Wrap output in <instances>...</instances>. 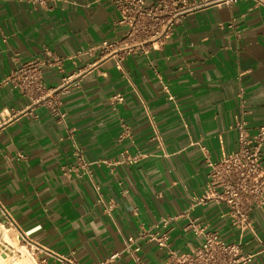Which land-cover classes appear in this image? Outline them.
I'll list each match as a JSON object with an SVG mask.
<instances>
[{
    "label": "crops",
    "instance_id": "obj_1",
    "mask_svg": "<svg viewBox=\"0 0 264 264\" xmlns=\"http://www.w3.org/2000/svg\"><path fill=\"white\" fill-rule=\"evenodd\" d=\"M118 21L106 1L0 0V222L29 233L44 264H134L126 241L141 232L143 264L188 254L205 233L227 243L241 237L225 204L190 203L207 187L208 162L236 150L242 110L251 130L264 124V7L200 6L163 44L134 50L121 65L67 59L123 38ZM34 61L53 63L41 69L39 102L6 81ZM164 219L168 249L150 240L166 231L156 227ZM251 221L243 253L264 264V207ZM14 231L6 235L21 244Z\"/></svg>",
    "mask_w": 264,
    "mask_h": 264
},
{
    "label": "built area",
    "instance_id": "obj_2",
    "mask_svg": "<svg viewBox=\"0 0 264 264\" xmlns=\"http://www.w3.org/2000/svg\"><path fill=\"white\" fill-rule=\"evenodd\" d=\"M106 1L112 5L119 14L118 25L125 28L123 38L120 40L104 41L99 45L91 46L87 50L77 51L68 60H77L84 56L96 58V62L117 58L121 65L124 55L134 50H140L143 46H152L155 43L163 44L170 35L172 26L183 15L204 5H211L221 1L232 0H157L154 5H148L146 0H94ZM256 4L264 7V0H254ZM147 53V52H146ZM120 56V57H119ZM55 63V62H54ZM56 63L60 64V61ZM53 63L34 61L21 66L6 81L17 88L21 94L32 102H39V95L44 92L41 83V69L51 66ZM62 90L70 83L69 78L63 80ZM55 92L50 93L51 97ZM47 96V97H48ZM122 102V96L113 98ZM243 109L244 102L241 104ZM55 112L63 119L64 114L55 109ZM246 112L242 110L241 118L236 123L238 134L236 150L222 158L220 162H208L209 173L207 187L202 195L191 199V207L204 205L210 202L223 203L227 206L226 216L231 224L239 229L240 240L227 243L217 233H205L203 244L188 254L170 252L166 264H252L253 254L243 253V235L248 231L253 235L251 214L255 207H264V124L251 130L245 119ZM76 155L80 162L86 165L81 158V150L76 148ZM136 157L124 156L123 162L135 163ZM171 219H164L156 226L166 231L162 235L153 234L151 241L157 242L162 249H168V230ZM1 229L8 234L12 230L17 234L23 247L27 248L29 257L36 264L45 262L37 261L36 250L32 251L29 233H22L16 225H5L0 222ZM193 231L201 233L203 230L197 225L191 226ZM141 232L138 238L129 237L126 241V250L134 257V264H143L138 253L140 247L137 242L146 237ZM4 236V233H2ZM255 237V236H254ZM264 247V245H263ZM264 251V249H263ZM22 252L16 250L5 240L1 241L0 258L10 264L22 257ZM1 264V263H0ZM64 264H77L73 260L64 261ZM104 264H108L105 262Z\"/></svg>",
    "mask_w": 264,
    "mask_h": 264
},
{
    "label": "rangeland",
    "instance_id": "obj_3",
    "mask_svg": "<svg viewBox=\"0 0 264 264\" xmlns=\"http://www.w3.org/2000/svg\"><path fill=\"white\" fill-rule=\"evenodd\" d=\"M2 233H5L4 229H1L0 227V248H1V241L5 240L8 244L12 245L16 250L22 252V257L21 258H17L14 262H11L10 264H36L28 255L27 253V248H22L23 244H15L13 243V241L6 235L2 236ZM24 252H23V251ZM0 263L1 264H6L7 262L3 261L2 258H0Z\"/></svg>",
    "mask_w": 264,
    "mask_h": 264
},
{
    "label": "bare ground",
    "instance_id": "obj_4",
    "mask_svg": "<svg viewBox=\"0 0 264 264\" xmlns=\"http://www.w3.org/2000/svg\"><path fill=\"white\" fill-rule=\"evenodd\" d=\"M22 248H25V247H21V249H22ZM22 251H23V250H22ZM23 252H24V251H23Z\"/></svg>",
    "mask_w": 264,
    "mask_h": 264
}]
</instances>
